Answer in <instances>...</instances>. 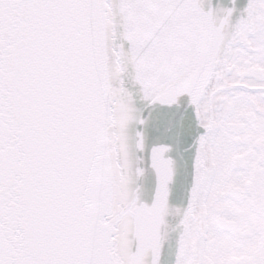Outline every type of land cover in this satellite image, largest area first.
I'll return each mask as SVG.
<instances>
[{
	"label": "snow or ice",
	"instance_id": "snow-or-ice-1",
	"mask_svg": "<svg viewBox=\"0 0 264 264\" xmlns=\"http://www.w3.org/2000/svg\"><path fill=\"white\" fill-rule=\"evenodd\" d=\"M0 264H264V0H0Z\"/></svg>",
	"mask_w": 264,
	"mask_h": 264
}]
</instances>
